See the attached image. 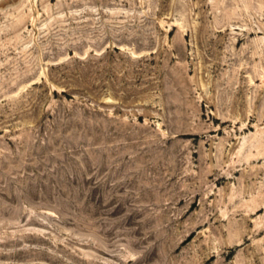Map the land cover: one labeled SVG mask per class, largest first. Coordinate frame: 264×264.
<instances>
[{
    "label": "rangeland",
    "instance_id": "374dc122",
    "mask_svg": "<svg viewBox=\"0 0 264 264\" xmlns=\"http://www.w3.org/2000/svg\"><path fill=\"white\" fill-rule=\"evenodd\" d=\"M232 1L0 0V264H264V10Z\"/></svg>",
    "mask_w": 264,
    "mask_h": 264
},
{
    "label": "bare ground",
    "instance_id": "6f19581e",
    "mask_svg": "<svg viewBox=\"0 0 264 264\" xmlns=\"http://www.w3.org/2000/svg\"><path fill=\"white\" fill-rule=\"evenodd\" d=\"M164 1V0H163ZM259 3V10L261 11V10H264V0H247L246 1V5L245 4H243V5H245V6H243V7H245L243 10H244V12H253L254 11V13H255V10H257L258 8H257V3ZM241 3H243V0H235V1H232V4L234 5H242ZM245 3V2H244ZM144 4H146V3H144ZM220 4V3H219ZM224 4V3H223ZM223 4H221V5H223ZM231 5V4H230ZM234 5V6H235ZM166 7V6H165ZM214 8H216V6H213ZM225 7V6H224ZM223 8V7H222ZM241 8V7H240ZM170 9V8H169ZM225 9V8H224ZM224 9H223V11H224ZM235 9H236V6H235ZM233 10V9H232ZM241 10H242V8H241ZM241 10H239V11H241ZM234 11H236V10H234ZM233 11V12H234ZM165 12V11H164ZM229 12V11H228ZM232 11H231V14L233 13ZM243 12V13H244ZM257 12V11H256ZM258 13V12H257ZM260 13V12H259ZM261 13H262V11H261ZM227 14H229V13H227L226 12V16L228 17V15ZM246 14V13H245ZM235 15V14H234ZM260 15V14H259ZM231 16V15H230ZM262 16V15H261ZM264 16V15H263ZM224 18H225V14H224V17H223V20H224ZM230 19H231V17H229ZM228 18V19H229ZM235 18V17H234ZM260 18L261 17H259L258 19H259V21H260ZM264 18V17H263ZM227 18H225V20H224V22H225V24L228 22V20H226ZM217 20V19H216ZM264 20V19H263ZM231 21H233V20H231ZM218 22V21H217ZM230 22V21H229ZM219 23H221V22H219ZM177 25V24H176ZM169 26H171V25H169ZM263 25H262V22H261V27H262ZM176 28V26L175 25H173V28L172 29H170V33H172V32H174V29ZM238 30V29H237ZM236 30V31H237ZM249 32V34L251 33V34H254V30H245V31H243V32ZM260 31L261 32H263L264 33V28H260ZM168 32V31H167ZM220 32H222V31H220ZM242 32V31H241ZM257 32H259V29H258V31ZM259 34H261V33H259ZM183 35V34H182ZM236 38V37H235ZM236 40V39H235ZM235 40L233 39V41L235 42ZM183 44V43H182ZM233 44H235V43H233ZM179 46L182 48V46L179 44ZM235 46V45H234ZM184 48V47H183ZM258 48V47H257ZM253 49V48H252ZM260 50V49H259ZM258 49H257V53H258V51H259ZM262 50V49H261ZM264 50V49H263ZM255 52V51H254ZM261 52V51H260ZM250 53V52H249ZM257 53H255V55L257 54ZM264 53V52H263ZM252 55H253V52H252ZM258 56V55H257ZM252 57V56H251ZM139 58V57H138ZM261 58H262V56H261ZM256 77V76H255ZM234 111V110H233ZM264 116V115H263ZM263 116H261L262 117V119H263ZM224 119V118H223ZM227 119V118H226ZM261 119V118H260ZM262 121V120H261ZM260 147H261V145H260ZM257 150V149H256ZM256 150L254 149V151L256 152ZM260 150V149H259ZM257 153V152H256ZM258 155H260L259 153H257ZM256 155V154H255ZM257 155V156H258ZM263 156V155H262ZM259 157V156H258ZM261 158V157H260ZM251 160H252V158H251ZM256 160V159H255ZM262 160V159H261ZM251 175V174H250ZM255 207V206H254ZM258 207V206H257ZM252 208V207H251ZM253 209V208H252ZM254 210V209H253ZM256 210V209H255ZM259 210V209H258ZM257 210V211H258ZM250 212V211H249ZM261 233V232H260Z\"/></svg>",
    "mask_w": 264,
    "mask_h": 264
}]
</instances>
